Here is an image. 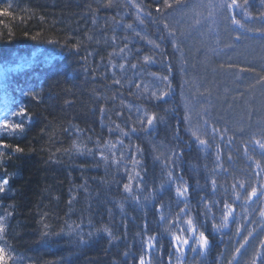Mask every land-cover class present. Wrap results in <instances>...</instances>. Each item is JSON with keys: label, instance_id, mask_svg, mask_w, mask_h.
Here are the masks:
<instances>
[{"label": "trees", "instance_id": "trees-1", "mask_svg": "<svg viewBox=\"0 0 264 264\" xmlns=\"http://www.w3.org/2000/svg\"><path fill=\"white\" fill-rule=\"evenodd\" d=\"M209 2L188 0L191 5L203 6L184 11L168 9L164 16L155 11L157 5L162 7L163 0H112L111 6H106L108 0L0 3V9L8 3L13 5L8 16L0 15V116L5 104L9 108L12 103L11 110L24 106L31 116L23 134L0 135V142L10 146L0 149L6 153L0 157V177L9 180L7 191L0 194V223L5 228L0 247L11 254L14 264H136L142 241L148 235L162 236L164 247L156 253L161 264H228L233 255L236 256L233 264H247L251 259L259 240L264 239V221L259 216L262 202L254 197L252 203L244 205L246 192L237 187L235 191L241 193L237 201L232 185L241 181L250 191L251 186L264 183V173L256 176L258 170L253 163L260 159L259 149L254 153L253 145L249 144V152L245 154L244 143L252 132L260 137L257 121H264V86L252 87L257 73L264 75V38L236 28L226 18L227 13L217 12L210 17ZM250 2L253 5L250 11L255 16L259 0ZM138 15L143 23L137 19ZM236 15L246 27L259 26L255 21L244 20L241 13ZM165 21L176 31L181 51L173 49L171 38H160ZM129 24L131 29L125 27ZM137 32L141 35H136ZM38 33L37 39H31ZM238 34L241 39L237 41L234 37ZM49 40L55 43L50 44ZM149 40L159 43L160 48L153 49ZM71 46L79 50H71ZM121 48L124 52H120ZM144 56L156 62L145 66ZM109 61L117 67L112 68ZM129 62L136 63L137 69H131ZM121 63L125 64L124 72L119 69ZM230 64L233 67L229 68ZM241 67L253 71L240 72ZM145 68L147 73L169 76L171 89L164 101L148 100L143 94L137 97L141 90L135 85L141 83V75L143 83L149 84L147 95L156 90L151 87L153 78L144 74ZM113 78L121 79L122 84L113 85ZM25 91L34 93L36 99L25 96ZM242 103L246 106H241ZM137 106L140 114L156 112L167 117L150 138L140 133L141 139H137V134L130 132L128 108L136 115ZM187 109L190 119L185 123L186 114L182 110ZM116 110L122 112V117L116 115ZM201 116L222 132L227 127V135L233 136V141L228 143L227 137L224 140L219 135L214 137ZM116 124L130 132L129 137H123V150L129 157L125 161L127 167L133 169V175L140 172L146 176L147 187L140 194L139 208L125 198L124 169L117 173L114 167L100 161L101 151L111 157L104 142L120 138L118 131L109 132ZM189 127L208 142L203 150L197 151L194 140L189 143L192 140ZM240 127L245 129L244 133L239 132ZM177 132L179 141L175 138ZM137 145L143 169L131 163V153L137 151ZM16 146L23 151L15 153ZM173 148L182 150L179 167L169 164L162 173L164 159L172 155ZM89 149L95 157L88 153ZM154 156H160V161H154ZM261 167L264 168V161ZM168 170L175 175L165 191L160 184L167 181ZM177 175L191 186L189 215L210 240L203 256L199 250L193 253L186 249L181 254L169 249L171 233L182 234L174 225L180 208L185 207L176 201ZM213 178L218 182L215 194ZM145 196L155 197V207L153 203L143 207ZM202 196L213 209L206 215L205 205L200 203ZM225 200L232 203L235 217H230L226 228L222 227L221 217ZM156 207H162L168 223L161 222ZM186 219L187 216L183 217L179 223ZM213 224L219 227L218 231ZM104 228L113 233L111 243L109 236L99 231ZM164 228L170 231L164 233ZM246 236L249 243L236 253ZM81 239L86 243H80ZM126 251L130 253L128 257L123 255ZM169 251L173 253L171 258Z\"/></svg>", "mask_w": 264, "mask_h": 264}, {"label": "snow or ice", "instance_id": "snow-or-ice-1", "mask_svg": "<svg viewBox=\"0 0 264 264\" xmlns=\"http://www.w3.org/2000/svg\"><path fill=\"white\" fill-rule=\"evenodd\" d=\"M4 0H0V3H3ZM131 2V0H129ZM112 0H108V3L106 6H111ZM260 7L256 9V15L253 16L252 12L250 11V8L253 7L250 0H211V2L208 3L207 7L209 8V16H214L217 12H224L228 15L226 16L227 19L230 20L231 24L234 25L236 28L241 29L244 32L253 33L255 35H259L261 38H264V0H259ZM135 6V5H134ZM203 6L200 5H191L188 3V0H163L162 7L160 5L156 6L155 11L157 13H161L162 16L167 15L166 10L168 9H175L177 11H184L190 7H199ZM13 7L11 3H8L6 8L0 9V15L2 16H8L10 14V9ZM141 9L137 7V13H140ZM236 13H241L243 15L244 20L249 21H255L259 24L258 27L255 28H249L246 27L240 19L237 18ZM148 15H151V13H148ZM43 19V17H41ZM137 19L140 20L141 23H143V20L140 18V16H137ZM95 23V21H93ZM157 22L158 21H153ZM119 23V21H117ZM197 24H200V20H196ZM126 28L131 29L132 25H125ZM161 31V39H168L171 38L172 47L175 51H181L180 44L178 42V37L176 31L171 29V26L166 21L163 23ZM166 34V35H165ZM136 35L140 36L141 34L139 32L136 33ZM39 36V33L37 36L31 37V39L35 40ZM88 39H92V37H88ZM125 39H127L125 37ZM141 39H144L143 36H141ZM235 40H240L241 36L238 34L234 37ZM116 37L113 36L112 43L115 44ZM50 44H54L55 41H47ZM153 49H159L160 44L154 41L149 40L148 41ZM127 47V43H125V48ZM231 47V45H229ZM71 50L78 51L79 49L76 46H71ZM120 52H124V48L120 49ZM166 59V57H165ZM156 61L152 59L150 56H144L143 58V64L145 66L154 64ZM111 64V61H109ZM130 68L133 70L137 69L136 63H131ZM112 68H116V64H111ZM221 68L224 67V65L220 66ZM233 67L231 64L229 65V68ZM119 69L124 72L126 71L125 64L121 63L119 64ZM169 72L172 71L171 68L168 69ZM240 72H247V71H253L251 68H244L241 67L239 69ZM144 74L150 75L152 79L151 87L156 89L155 91L151 92V95H147L149 90V84L143 83L142 75H141V83H136L135 87L138 91L136 93L137 97L141 94H143L145 99L148 100H155V101H164L165 98L169 95V90L171 89V83L169 81V76L167 75H157L155 72L147 73L146 68ZM258 79H256V82L252 87H255L256 85L264 86V75H259L257 73ZM124 79H127V77H124ZM130 84L132 83L131 80L128 81ZM143 83V88L141 89V84ZM113 85H121L122 80L121 79H112ZM161 84L164 85L163 88H161ZM25 96H31L32 99H36V95L34 93L25 91L23 93ZM203 95V93H201ZM116 99V97H113V100ZM123 103V101H122ZM124 107H128L127 105H124ZM101 113L104 114L105 109L101 107L100 109ZM168 109H165V112H167ZM141 110L137 106V114L133 115L131 108H128V120L132 122L130 127V132L135 133L137 139H141L140 133H143L145 137H152L153 133L156 130V127L158 124L165 123V117L157 114L156 112H153L151 114L144 112L143 114H140ZM116 115L118 117H122V112L120 110H116ZM249 120L252 119V111L250 110L248 113ZM13 118H19V119H13ZM204 121V125L207 127H211L212 134L215 137L216 135L220 136L221 140H224L225 137H227V142L231 143L233 141V136H228L227 133L229 129L227 127L224 128L223 132L220 128L216 127L215 125H210L209 121L204 118V116L200 117ZM190 117L186 114L184 117L185 123L189 121ZM31 116L28 113V110L26 107L21 106L17 110H10L5 104L4 111L2 118H0V135H10V136H16L21 135L25 132L27 124L30 122ZM126 126L127 122H125ZM135 125H139V127H136ZM257 125L260 130V137H257L256 132H252L251 136L244 141L245 143V154L249 152V148L247 145L251 144L253 145L252 151L255 153L256 149H259V160L253 161L255 165V169L258 171L255 172L256 176H260L261 173H264V168L261 167V162L264 161V121H257ZM191 132L192 140L189 141L191 144L194 140L197 142V151L203 150V147L208 146V142L201 138L200 135L197 134L196 131H193L191 127L187 129ZM239 132L244 133L245 129L243 127H240ZM118 131L120 133V138H118L115 142H104V147L111 153V157L105 155L103 151L100 153V161H103L105 164L109 165V167H114L117 171V173L120 172V169H124V175L127 176V183H123V192L126 195V199H130L133 205L137 208L141 206V200H140V194H142L147 185L145 184L146 176H141L140 172H135L133 175V169H129L125 163L129 159L127 155H125V152L123 150V144L124 140L123 137H129L130 132L125 131L123 127H121L120 124H116V128L112 129L109 128V132ZM175 138L179 141L180 135L179 132L176 133ZM99 143V141H97ZM154 143V142H153ZM117 145H120L121 148L117 149ZM10 146L7 143L0 142V149H7ZM75 147V145H74ZM137 151L134 153H131V163L133 166H139L140 168H144L145 166L141 164V150L139 149V146H135ZM13 151L15 153H21L23 150L16 146L13 148ZM79 152V149H77ZM217 151H219V145H217ZM172 155L166 156L163 162V167L161 168V172L163 173L164 170L167 168L169 164H172L174 167H179L178 161L180 160L182 150L178 148H173L171 150ZM88 153L90 155H93L95 157V153L92 152L91 149L88 150ZM83 155L84 153H80ZM6 155L5 152L0 151V157H3ZM154 161H160V156H154ZM219 155L217 156V160H219ZM232 157L229 156V160H231ZM249 160H252V156L248 157ZM100 161H97L99 163ZM222 168V165L220 166ZM224 172H227L228 169L223 168ZM175 173L173 170H168L167 172V181L162 182L160 184V189H163L167 191L170 187V185L174 182L173 177ZM139 178V179H137ZM207 180V178H205ZM176 180L178 181L176 188H175V197L177 203H184L185 207L180 208V212L177 213L176 216V224L174 225L177 229H179V232L182 234H177L175 232L171 233V238L169 241V249H175L176 253H185L186 249H190L191 252L196 253L199 250V254L201 256L204 255L205 250L208 248L210 244L209 238L205 235L204 231H199L195 224L197 221L193 219L191 215H189V195L191 192V186L183 179L182 176L177 175ZM135 181V183H134ZM119 183V181H118ZM9 184V180L4 177H0V194H3L7 191V185ZM143 185V187H142ZM211 185H212V192L215 194L218 190V182L215 178L211 179ZM197 186L199 187V180H197ZM239 187L240 189H243L246 192V195L243 197V203L244 205H248L253 202V198H257L258 202H262L259 207V216L262 221H264V183H260L259 186H251V190L248 191L246 185L244 182L237 181L235 184L232 185L233 192L235 193V199L238 201L241 199V193L236 192V188ZM158 191V190H156ZM75 199V197H73ZM155 197L151 196H145L144 201L146 203L143 204L144 208H147V203H153V207H155L154 204ZM71 200L69 203L71 204ZM200 203L205 205V212L206 215L207 212L213 211L212 208L208 207V200L206 197H201ZM212 204H216L215 201L211 202ZM120 210L123 212L125 211L123 204L119 205ZM199 207V205H197ZM217 210L218 205H217ZM156 213L161 214V222L162 223H168V218L165 217L162 214V207H156L155 208ZM111 214V211L109 212ZM10 215V213H9ZM187 216V219L184 220L183 224L179 223L180 220H183V217ZM222 217V227H228V224L230 223V217H234V209L232 207V203L225 200L223 201V210L221 213ZM186 225V227H185ZM214 230H219V227L216 224H213ZM99 231H103L105 234L109 236V242L111 243V238L113 237V233L111 229L104 228ZM170 230L169 228H164V233H168ZM5 232V228L3 223H0V239L3 238V233ZM237 234H240V230L237 229ZM47 235V233H45ZM89 235H92V233H89ZM143 235V233H141ZM252 233L249 232L248 236H251ZM248 236L244 237V242L240 244L238 248L235 249L236 253H240L242 249L245 248V246L249 243ZM118 238V237H117ZM162 236L158 235H148L147 239L142 241V250L139 255L138 260L136 261V264H161V260L157 259L156 253L158 249H163V244L161 243ZM80 243H86L85 240L81 239ZM146 245V247L144 246ZM124 257H128L130 255L129 252H125ZM169 257L173 255L171 251L168 253ZM146 256L148 257L146 259ZM236 260V256L233 255L232 259L228 261V264H233V261ZM14 264V261L12 260V256L9 252L6 251L5 247H0V264ZM247 264H264V239L259 240V247H257L254 251V253L251 256V259L247 262Z\"/></svg>", "mask_w": 264, "mask_h": 264}, {"label": "bare ground", "instance_id": "bare-ground-1", "mask_svg": "<svg viewBox=\"0 0 264 264\" xmlns=\"http://www.w3.org/2000/svg\"><path fill=\"white\" fill-rule=\"evenodd\" d=\"M244 105H245V103H242L241 106H244ZM245 106H246V105H245ZM182 111H183L184 114H189V113H190V109L182 110ZM165 118H167V117H165ZM166 120H167V119H165V122H166ZM257 128H258V126H257ZM183 136H186V137H187V135H185V134H184Z\"/></svg>", "mask_w": 264, "mask_h": 264}]
</instances>
